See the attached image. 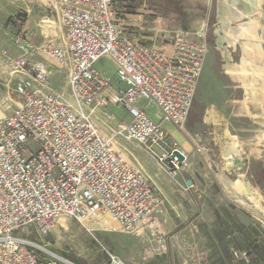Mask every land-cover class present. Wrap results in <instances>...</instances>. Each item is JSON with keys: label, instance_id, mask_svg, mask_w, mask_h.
<instances>
[{"label": "built area", "instance_id": "1", "mask_svg": "<svg viewBox=\"0 0 264 264\" xmlns=\"http://www.w3.org/2000/svg\"><path fill=\"white\" fill-rule=\"evenodd\" d=\"M39 1L49 14L44 24L61 36L36 45L26 17L12 15L21 55L8 60L15 84L10 108L0 111V264H73L46 242L61 220L90 232L152 234L144 259L157 257L168 247L159 221L165 199L131 147L179 179L189 154L169 127L192 139L186 125L209 54L207 29L127 23L117 0ZM104 59L115 74L97 68ZM45 61L63 73L70 94L53 87ZM114 108L129 110L131 120Z\"/></svg>", "mask_w": 264, "mask_h": 264}, {"label": "rangeland", "instance_id": "2", "mask_svg": "<svg viewBox=\"0 0 264 264\" xmlns=\"http://www.w3.org/2000/svg\"><path fill=\"white\" fill-rule=\"evenodd\" d=\"M156 3L172 5L178 12V21L170 24L158 15L150 7ZM116 10L127 23L142 18L149 26H167L170 32L195 31L202 26L207 29L209 54L186 125L192 139L186 138L195 149L188 155V165L179 179L175 182L156 159L131 147L165 199L159 221L168 247L159 256L145 260V249L155 244L152 234L90 232L77 221L58 227L46 242L73 264H264V88L253 76L238 84L228 73L235 72L234 66L248 59L249 52L243 46L247 42L255 43L253 60L264 69V0H117ZM12 13L26 17L34 43L58 42L61 36L59 28L44 24L45 14H49L41 1L0 0V111L10 108L9 94L15 84L8 60L20 54ZM225 26L234 32H226ZM254 30L259 31V45L247 38ZM47 64L55 70L53 87L70 94L63 73L53 63ZM97 68L108 75L116 71L106 59ZM14 108L11 104V110ZM113 112L125 123L131 120L125 108H114ZM155 112V108L148 111L154 120ZM231 139L240 145L238 164H229L224 155L225 140ZM232 183L238 184L243 193L249 190L253 200L247 201L233 190ZM106 221L113 226V220ZM237 252H247L249 260L236 261Z\"/></svg>", "mask_w": 264, "mask_h": 264}, {"label": "bare ground", "instance_id": "3", "mask_svg": "<svg viewBox=\"0 0 264 264\" xmlns=\"http://www.w3.org/2000/svg\"><path fill=\"white\" fill-rule=\"evenodd\" d=\"M230 1V0H229ZM263 3V2H262ZM261 3V4H262ZM263 16V15H262ZM256 19V18H255ZM258 21V20H257ZM257 25V24H256ZM260 28V27H259ZM256 29V28H255ZM258 29V28H257ZM256 29V30H257ZM256 30H254L255 31V33H250L251 35L250 36H248L247 38H249V39H251V40H256V44L257 45H259V44H261L260 42V37H259V34L257 33V32H259V31H257L256 32ZM254 31H252V32H254ZM249 32V31H248ZM247 35H249V34H247ZM246 35V36H247ZM243 36V35H242ZM244 40V39H243ZM250 41V40H249ZM255 44V43H254ZM253 43H251V42H247V43H245V45H243L244 46V48H246L247 50H248V52H249V55H247L246 54V56L248 57V59H244V61H241V63L243 62V64L241 65V66H238V65H235L234 66V69H235V72H231V71H228V73L230 74V75H232L233 76V79L236 81V82H238V84L240 83V82H245L246 81V79H247V77H249V76H253V78L254 79H256V80H258V82L259 81H261V86H263V88H264V69L263 68H261L260 66H258L257 64H256V62L253 60V54H252V52H253V47H252V45H254ZM238 46V45H237ZM229 49V48H228ZM246 53V52H245ZM227 73V74H228ZM234 80H233V82H234ZM257 82V83H258ZM248 87H250V88H252L253 90H256V87H255V85H253V84H249V86ZM258 88V87H257ZM246 89V88H245ZM261 96H262V98H263V100H264V91L263 92H261ZM243 104V103H242ZM264 109V108H263ZM244 111V110H243ZM250 112V111H249ZM248 115V114H247ZM250 115V114H249ZM259 116V115H258ZM170 129V132H172V134H173V136H174V138H175V140L177 141V143L179 144H181V147L183 148V150L185 151V153H187V154H190V153H193L194 152V149H195V146H193V144H192V142L191 141H189L187 138H186V136L184 135V134H182V133H178V132H176V131H174V129H171V128H169ZM177 136L178 137H181L182 139H183V141L181 142H179L178 141V138H177ZM225 142H226V144H225V151H224V155H225V158L227 159V161H228V163L229 164H238L239 162H240V160L238 159V157L240 156V154H242L241 153V150H240V145H239V143L236 141V140H234V139H231L230 141H228V140H225ZM179 144V145H180ZM242 156V155H241ZM243 159V158H242ZM227 163V164H228ZM233 166V165H232ZM241 184V183H240ZM231 187L233 188V190L235 189V191H238V193H240V195L241 196H244V197H246V199H247V201H252L253 200V195L251 194V193H249L248 191L249 190H243L244 191V193L241 191V189L239 188L240 186L238 185V184H236V183H232L231 184ZM230 187V188H231ZM246 187V186H245ZM228 189V188H227ZM247 189V188H246ZM255 197V196H254ZM256 199V198H255ZM258 201V200H257ZM254 204H255V207L256 208H258V209H260V206L258 205V202L257 203H255V201H254ZM262 209V208H261ZM263 210V209H262ZM111 219V218H110ZM111 220H113V219H111ZM66 224V223H69L68 221H66V220H61L60 221V224H59V227L60 226H62L63 224ZM101 225L104 227V223H102L101 222ZM109 226V225H108ZM110 227H114V228H118V224H117V222L115 221V220H113V226H110ZM109 228V227H108ZM66 231L68 232V233H70V231L68 230V229H66ZM118 264H125V263H123V262H121V261H118Z\"/></svg>", "mask_w": 264, "mask_h": 264}, {"label": "trees", "instance_id": "4", "mask_svg": "<svg viewBox=\"0 0 264 264\" xmlns=\"http://www.w3.org/2000/svg\"><path fill=\"white\" fill-rule=\"evenodd\" d=\"M150 7L158 14L162 15L170 24H174L178 21L179 15L178 12L172 7V5L167 4H154Z\"/></svg>", "mask_w": 264, "mask_h": 264}, {"label": "crops", "instance_id": "5", "mask_svg": "<svg viewBox=\"0 0 264 264\" xmlns=\"http://www.w3.org/2000/svg\"><path fill=\"white\" fill-rule=\"evenodd\" d=\"M43 6H44V5H43ZM44 8H45V6H44ZM45 9H46V8H45ZM44 12H45V11H43V13H44ZM46 12L48 13L47 9H46ZM13 14H14V13L11 14V16H10L11 18H12V15H13ZM45 16H46V14H45ZM44 19H45V17H44ZM27 24H28V20H27ZM220 24H221V23H220ZM220 24H219V25H220ZM45 25H46V24H45ZM28 27H29V33H28V35H29V38H30V37H31V36H30L31 29H30V26H29V25H28ZM225 27H226V26H225ZM229 29H230V28H227V27H226V32H227V31H228V32H234L233 30H229ZM15 30H16V29H15ZM15 33H16V32H15ZM222 33H223V32H222ZM30 40L32 41L31 38H30ZM32 42H33V41H32ZM33 43H34V42H33ZM40 43H42V42H40ZM40 43H34V44L37 45V44H40ZM17 49H18V47H17ZM14 50H15V49H14ZM18 52H19L20 54H19L18 56H16L15 58H17V57H19V56L21 55V52L19 51V49H18Z\"/></svg>", "mask_w": 264, "mask_h": 264}, {"label": "water", "instance_id": "6", "mask_svg": "<svg viewBox=\"0 0 264 264\" xmlns=\"http://www.w3.org/2000/svg\"><path fill=\"white\" fill-rule=\"evenodd\" d=\"M173 157H178L180 159V161H184L185 159V156L182 155V153H180L179 151H175L173 153ZM191 184V182H189V185Z\"/></svg>", "mask_w": 264, "mask_h": 264}]
</instances>
